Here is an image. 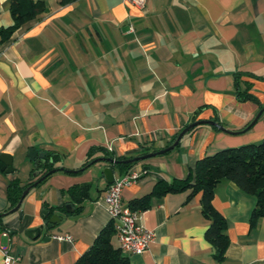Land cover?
Listing matches in <instances>:
<instances>
[{
	"label": "crops",
	"instance_id": "0c3cea01",
	"mask_svg": "<svg viewBox=\"0 0 264 264\" xmlns=\"http://www.w3.org/2000/svg\"><path fill=\"white\" fill-rule=\"evenodd\" d=\"M9 1L0 0V27L14 23ZM45 1L46 13L0 45V154L15 168L0 169V214L9 211V183L31 181L32 149L60 153V169L17 211L0 215V264L4 250L13 264H74L112 220L103 174L111 162L84 167L93 146L133 158L167 147L197 120L217 119L228 130L197 125L174 149L135 163L143 172L123 190L129 206L158 180L186 177L206 155L264 141V0ZM239 73L253 98H239ZM83 183L89 195L73 200L70 187ZM190 193L152 195L147 209H134L154 238L142 254L124 252L131 264H264L254 195L228 179L215 188L230 239L219 260L199 195ZM43 209L61 220L49 227ZM35 228L32 238L26 231ZM65 234L73 240L55 237ZM112 241L120 247L117 234Z\"/></svg>",
	"mask_w": 264,
	"mask_h": 264
},
{
	"label": "trees",
	"instance_id": "16d2710c",
	"mask_svg": "<svg viewBox=\"0 0 264 264\" xmlns=\"http://www.w3.org/2000/svg\"><path fill=\"white\" fill-rule=\"evenodd\" d=\"M9 6L14 23L7 27H0V45L9 40L17 28L48 11L45 0H10ZM240 75L242 73L237 75V80ZM237 86L240 99L253 98L248 90V84L246 89H243L238 80ZM214 121L219 123L217 119H214ZM215 127L217 126L215 125ZM176 137L173 138V141ZM97 152H101L103 157L115 158L107 148L93 146L88 151L84 167L91 165L97 159L94 156ZM126 159H129V157L118 156L115 158L116 162H111L110 166L123 175L137 163H125L124 160ZM60 160V153L47 151L43 158L35 160V168L30 182L23 185L18 178L11 181L8 185L10 204L7 210L14 208L20 202L23 191L28 186L35 183L42 176L46 175L45 179H47L58 171L60 168L56 166V163ZM223 179L235 182L239 188L255 196L256 204L251 214L252 224L264 217V141L226 148L214 154L206 155L197 160L195 167L191 169L186 177L158 180L151 193L132 199L129 206L132 209H147L150 206L152 195L162 196L167 193L190 189V196L199 195L202 211L210 221L206 230V238L212 243L217 259L223 260L230 243L226 232L227 221L224 215L213 205L215 188ZM90 187V183L76 184L70 187L69 191L73 200L82 201L85 199L89 195ZM79 209L80 207H78ZM50 211L52 213V209ZM49 217L50 215L45 216L47 220ZM115 234H117V229L114 221L111 220L100 230L92 245L78 257L74 264H131L128 256L121 248L115 247L113 244L112 239Z\"/></svg>",
	"mask_w": 264,
	"mask_h": 264
},
{
	"label": "built area",
	"instance_id": "2783aa9c",
	"mask_svg": "<svg viewBox=\"0 0 264 264\" xmlns=\"http://www.w3.org/2000/svg\"><path fill=\"white\" fill-rule=\"evenodd\" d=\"M125 1L143 7L148 0ZM142 172V170L131 169L115 179L114 183L109 186L105 196L110 215L117 229L120 248L127 254H142L148 249L150 242L154 238L151 230L144 228L138 223L137 211L123 202L124 188L137 181L141 177ZM55 237L60 240H73L70 234L57 235ZM4 254V264H13L15 259L6 250H4Z\"/></svg>",
	"mask_w": 264,
	"mask_h": 264
},
{
	"label": "water",
	"instance_id": "95a60500",
	"mask_svg": "<svg viewBox=\"0 0 264 264\" xmlns=\"http://www.w3.org/2000/svg\"><path fill=\"white\" fill-rule=\"evenodd\" d=\"M259 116V115H258ZM200 124H211V125H216L217 127H219L221 130H224V131H228L223 125L215 122L214 120H208V119H201V120H197V121H194L192 123H190L188 126H186L177 136L176 140L168 145L167 147L161 149V150H158V151H155V152H150V153H147V154H143V155H140V156H135L133 158H129V159H126L124 160L125 163H134V162H138V161H142V160H145L147 158H150V157H153V156H156V155H159V154H164L172 149H174L177 145H179L180 143V140L181 138L183 137L184 134H186L188 131H190L191 129H193L195 126L197 125H200ZM30 155V158L33 159V160H38L40 158H43L45 156V153L44 152H38L37 150H34L32 149L29 153ZM100 160H103V161H107V162H116V160L114 158H110V157H105V158H99V159H96L94 160L92 163L94 162H97V161H100ZM0 169L1 170H5L7 172H10V171H14V166H13V159H12V156L10 154H7V153H1L0 154ZM103 174H104V177L106 179V181L110 184L114 183L115 181V174H114V170L111 166H107L104 168L103 170ZM47 176L44 175L42 176L41 178H39L35 183H33L32 185L28 186L24 191H23V194H22V198L20 200V202L11 210L3 213V214H0L1 216H4V215H7L11 212H15L19 209L24 197L28 194V192L30 191L31 188H33L34 186L38 185L42 180H44ZM70 205L67 206V208L69 209ZM71 211V209L69 210ZM43 212L44 214L48 215V210L46 209H43ZM21 214V213H20ZM61 220V217L58 216V215H53L49 221H50V224H49V227H52L55 223L59 222ZM38 232H39V228H35V229H28L26 231V233L30 236V237H35L34 235H38Z\"/></svg>",
	"mask_w": 264,
	"mask_h": 264
}]
</instances>
